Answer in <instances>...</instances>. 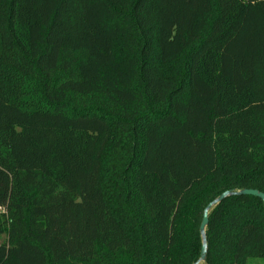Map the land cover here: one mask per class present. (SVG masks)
<instances>
[{
	"label": "trees",
	"instance_id": "trees-1",
	"mask_svg": "<svg viewBox=\"0 0 264 264\" xmlns=\"http://www.w3.org/2000/svg\"><path fill=\"white\" fill-rule=\"evenodd\" d=\"M264 193V0H0V264H196L205 208ZM201 264L264 260V203Z\"/></svg>",
	"mask_w": 264,
	"mask_h": 264
},
{
	"label": "water",
	"instance_id": "water-1",
	"mask_svg": "<svg viewBox=\"0 0 264 264\" xmlns=\"http://www.w3.org/2000/svg\"><path fill=\"white\" fill-rule=\"evenodd\" d=\"M232 196H252L260 199L264 203V193L256 190V189H243L241 191H226L222 193L218 198L212 201L204 210L201 225H200V234L202 236V247H201V255L200 259L196 264H201L206 261L208 246H207V239H206V228L209 224V213L210 211L222 203L225 199L232 197Z\"/></svg>",
	"mask_w": 264,
	"mask_h": 264
},
{
	"label": "rangeland",
	"instance_id": "rangeland-1",
	"mask_svg": "<svg viewBox=\"0 0 264 264\" xmlns=\"http://www.w3.org/2000/svg\"><path fill=\"white\" fill-rule=\"evenodd\" d=\"M6 239V236L3 235L0 239V242H3ZM248 264H264V260H260V259H256V258H252L250 259Z\"/></svg>",
	"mask_w": 264,
	"mask_h": 264
}]
</instances>
